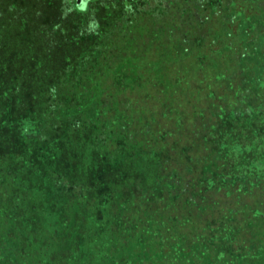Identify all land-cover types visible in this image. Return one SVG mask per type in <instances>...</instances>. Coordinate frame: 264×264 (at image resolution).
I'll use <instances>...</instances> for the list:
<instances>
[{
  "label": "trees",
  "instance_id": "1",
  "mask_svg": "<svg viewBox=\"0 0 264 264\" xmlns=\"http://www.w3.org/2000/svg\"><path fill=\"white\" fill-rule=\"evenodd\" d=\"M216 1L0 0V264H264V150L214 142L264 114V0Z\"/></svg>",
  "mask_w": 264,
  "mask_h": 264
},
{
  "label": "rangeland",
  "instance_id": "2",
  "mask_svg": "<svg viewBox=\"0 0 264 264\" xmlns=\"http://www.w3.org/2000/svg\"><path fill=\"white\" fill-rule=\"evenodd\" d=\"M216 2V0H207L204 4L210 6ZM191 38L193 44L201 46L204 43V37L199 35H193ZM145 55L147 59L150 57L148 52ZM199 56L200 61L202 56ZM258 78L255 75L253 80L258 82ZM223 108L228 112L218 122L214 133V142L216 151L220 152L225 162L224 172H235L246 166L244 171L257 172L261 169V164H258L261 158L260 151L264 150L263 112H260L258 108H249L247 111L251 112L249 114L243 112L235 114L231 112L233 111L232 107L229 106L228 109L227 106H223Z\"/></svg>",
  "mask_w": 264,
  "mask_h": 264
},
{
  "label": "clouds",
  "instance_id": "3",
  "mask_svg": "<svg viewBox=\"0 0 264 264\" xmlns=\"http://www.w3.org/2000/svg\"><path fill=\"white\" fill-rule=\"evenodd\" d=\"M87 4H88V0H83V3L78 5V7L80 8L81 11H84L87 8ZM96 26H97L96 24L92 25L93 28H95Z\"/></svg>",
  "mask_w": 264,
  "mask_h": 264
}]
</instances>
